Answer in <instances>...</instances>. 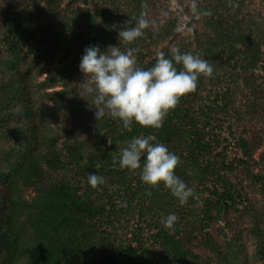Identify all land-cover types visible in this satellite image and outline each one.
<instances>
[{"label":"trees","instance_id":"trees-1","mask_svg":"<svg viewBox=\"0 0 264 264\" xmlns=\"http://www.w3.org/2000/svg\"><path fill=\"white\" fill-rule=\"evenodd\" d=\"M70 1L83 6L81 13L86 27L82 34L76 33L78 38L84 39L83 50L92 45H99L101 50L110 45L118 46L121 25L115 9L108 6L93 9L90 0ZM217 1L223 0H179L189 19L187 29L196 38H203L209 51L222 47L234 68L257 69L264 55L260 33L264 32V0H254L256 12L249 9L243 17H238L237 13L235 18L227 19L218 13ZM244 3L245 0H241L240 4ZM0 5L9 17L7 25L11 26L12 21L19 23L23 14L31 12V0H0ZM197 6L204 16L211 12L206 15L212 18L211 24L219 17L220 21H215L218 27L215 35L200 29ZM71 19L60 7L45 17L44 43L53 48L55 54L66 46V56L62 54L60 59L62 63L71 53L66 41ZM229 22H234L233 28L225 26ZM179 34L180 31L173 35L163 50L166 57L171 58L172 42ZM158 56L141 68L147 70L154 66ZM59 79L63 88L58 104L61 112L70 117L79 101L92 97L78 95L84 80L79 65L67 63L64 69L44 80L43 85L53 86ZM27 92L23 73L7 55L0 54V114L9 115L8 118L0 116V123L18 142L27 140L24 134L27 130L33 139L37 137L33 110L24 105ZM229 102L226 100L223 110ZM18 115L26 120L11 123L10 119ZM65 134L64 146L52 147L48 152L50 158L8 149L0 143V179L8 190L0 209V264H88V260L93 259L92 264H97L95 254L103 242V223L111 222L119 211L135 209V206L141 208L142 217L147 216L145 222L154 230L152 242L161 249V257L154 258L143 243L120 245L114 254L98 264H209L196 251L194 240L201 237L203 244L218 249L211 227L226 220L232 230L238 228L230 218L233 204L243 206L240 208L242 217L254 225L256 239L264 242V202L254 204L247 194L240 192L227 173L236 167L224 161L226 154H217V158H222L220 163L212 160L213 148L220 141L207 133L198 111L186 98L168 112L160 128L143 127L135 122L125 128L122 121L105 114L99 121L95 117L75 119L74 127L65 129ZM135 137H153V142L163 143L180 158L175 174L195 195H205L203 209L188 210L185 205L181 206L162 183L156 187L144 184L140 179L141 169L130 171L119 167L116 162L119 151ZM237 145L245 156L240 160L242 172L249 177L251 167L258 164L255 154L263 145L245 136L237 140ZM144 159L141 158V164ZM261 159L264 160V151ZM89 173L102 176L104 183L91 187L87 179ZM262 180L260 192L264 198V177ZM28 190L34 192L31 198L26 196ZM171 213L177 215L178 221L173 229H166L163 221ZM220 232L226 235L223 227ZM222 261L232 264L229 258Z\"/></svg>","mask_w":264,"mask_h":264},{"label":"rangeland","instance_id":"rangeland-1","mask_svg":"<svg viewBox=\"0 0 264 264\" xmlns=\"http://www.w3.org/2000/svg\"><path fill=\"white\" fill-rule=\"evenodd\" d=\"M90 3L93 9L108 6L116 10L121 25L118 32L126 25L135 24L141 18V14H144L149 26L143 30V35L132 44H120L121 51H126L130 47L138 49L134 53L138 67L141 68L143 64L162 53L170 44L173 35L179 31L180 34L173 40L171 49L175 47L181 52H190L212 65L213 75L211 77L201 75L197 88L185 94L180 100L183 102L186 98L187 103H192L202 119V125H206L207 133L211 137H218L220 143L213 148L212 160L220 163L222 158H217V154L221 152L226 154L224 161L236 167L234 171L227 173L240 192L247 194L254 204H262L264 198L260 188L264 177V160L261 159V152L264 151V55L262 63L255 70L234 68L222 52V47H216L213 52L209 51L205 40L196 38L187 29L189 19L179 0H90ZM240 3L241 0H223L217 1L215 6L225 19L234 17L237 13L238 17H243L249 9L257 11L254 0H245L243 5ZM59 7L72 17L66 32V41L70 44L71 53L63 63L60 59L63 55L66 56V46L60 49V53L55 54L54 49L44 43L43 35L46 30L45 17ZM82 8L81 3L70 0H31V12L23 14L19 23L12 21L15 26H11L7 25L9 17L2 12L0 5V54L7 55L25 77L28 92L24 105L31 106L33 110L32 119L36 125L34 131L37 136L33 139L30 130H27L24 132L27 140L18 142L0 123V143L8 149L16 148L33 152L36 156L50 158L48 152L52 147L61 149L64 146L67 139L65 129H72L75 119L95 117L93 108L96 105L93 98L79 101L71 116L67 117L61 112V106L58 104L63 82L59 79L53 86L43 85L44 80L64 69L67 63L75 66L80 64L84 54V39L78 38L76 33L82 34L86 27L81 13ZM198 8L199 6L197 10ZM198 11L201 17L200 29L205 32L212 31L211 33L215 35L218 28L215 21H220L219 17H215L214 24H211L212 18L206 15L205 17L202 11ZM246 19L249 21V18ZM226 23L225 26L232 28L235 25L234 22ZM11 30L16 32L11 33ZM260 33L264 44V32ZM117 41L119 46L118 34ZM226 100L230 102L226 110H223ZM105 114L109 116L107 109ZM0 116L9 117L6 114ZM24 120L26 119L23 116L18 115L11 118L10 122L15 124ZM241 136L263 145L255 154L258 164L251 167L249 177L243 174L240 165V160L245 159L237 145V140ZM2 181L0 179V209L8 194L6 184ZM33 195L34 192L31 190L26 192L28 198ZM204 196L203 193H199L189 199L185 204L186 209L198 211L203 209ZM135 207L119 211L111 222L103 223L101 230L103 242L95 254L97 264L108 255L114 254L117 251L116 247L120 245L136 246L143 243L154 258L161 257V249L152 242L151 235L154 230L145 222L147 216L142 217L141 208ZM242 207L241 204H233L230 208V218L238 228L232 230L226 220L211 227L212 233L217 237L218 249L203 244L201 237L194 240L196 251L204 256L209 264H225L223 258L231 259L232 264H264V242L256 239L254 225L242 217L240 210ZM191 218L194 217L190 216ZM220 227L225 229L226 235L220 232ZM93 260H88V264H92Z\"/></svg>","mask_w":264,"mask_h":264},{"label":"clouds","instance_id":"clouds-1","mask_svg":"<svg viewBox=\"0 0 264 264\" xmlns=\"http://www.w3.org/2000/svg\"><path fill=\"white\" fill-rule=\"evenodd\" d=\"M205 14L211 15V12ZM148 26L142 13L135 24L126 25L118 32L119 46L110 45L105 50L99 45L85 48L79 64L84 80L78 95L93 98L97 121L105 116L107 109L108 114L122 121L125 128L133 122L143 127L160 128L180 98L197 88L199 76L213 75V67L207 60L190 52L182 53L175 47L171 49V58L160 53L151 68L138 67L134 56L138 49L130 47L121 51L120 44H132ZM153 140V137L131 139L119 151L116 162L121 169H141L140 179L144 184L156 187L162 183L183 206L195 193L175 174L180 158L166 145ZM142 157H145L143 164ZM87 179L93 188L104 183V178L97 173H89ZM177 221V215L171 213L163 221L164 227L173 229Z\"/></svg>","mask_w":264,"mask_h":264}]
</instances>
